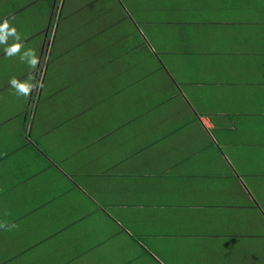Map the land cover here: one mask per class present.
<instances>
[{"label":"crops","instance_id":"obj_1","mask_svg":"<svg viewBox=\"0 0 264 264\" xmlns=\"http://www.w3.org/2000/svg\"><path fill=\"white\" fill-rule=\"evenodd\" d=\"M0 9L40 61L9 74L0 45V222L18 226L0 228V264L81 243L92 264H264V0ZM62 58L73 73L49 76ZM29 73L42 86L11 113L9 81Z\"/></svg>","mask_w":264,"mask_h":264},{"label":"rangeland","instance_id":"obj_2","mask_svg":"<svg viewBox=\"0 0 264 264\" xmlns=\"http://www.w3.org/2000/svg\"><path fill=\"white\" fill-rule=\"evenodd\" d=\"M1 10V9H0ZM81 20L80 16L77 18V20L75 22H72L70 24V27L67 29H63L62 28V32L59 33L58 35L62 38V45L64 46V48L68 45L69 40H68V31H74L77 32L78 29V21ZM94 31L98 34H105V28L101 25H96L94 27ZM22 38H24L25 40L22 41L24 44L25 49L27 48H32L33 45L30 43V41L27 38V35H21ZM29 37V36H28ZM23 51V49H22ZM45 54V52H44ZM75 56V55H74ZM6 59H9V61L7 63H13V67H9V74L10 73H18L21 71V64L22 62L20 61L18 56H13V57H6ZM52 65H55V62L52 63ZM12 70V71H11ZM73 73V64L70 62H64L63 58L59 59L54 67V69H52L50 71L49 76L56 78V77H65L67 78L65 75L68 74H72ZM92 87V79L88 80L86 83H79V84H73L71 85L70 89L71 91H75L78 88H81L82 91H79L78 95L80 96H84L87 97L89 95V93L92 91V89L90 88ZM8 101L10 103V111L11 113L16 112L19 113L20 109H21V101L19 99V96L15 94V90L13 88H11V90L9 91V96H8ZM4 114H6L7 116L9 115L7 112L4 111ZM10 116V115H9ZM123 115H119L114 119V124L113 125H117L121 119H122ZM172 120V117L170 116H161L158 117V122H164L165 125H167L168 123H170ZM253 123V119L251 121ZM110 125V124H109ZM194 128H192L193 130ZM191 130V131H192ZM190 131V132H191ZM130 134V136L133 138V134L134 131L128 132ZM36 136L35 132H34V137ZM135 146L131 149L132 151H134ZM53 151V146L50 145L48 147V153H51ZM77 236V235H76ZM67 242H68V236L66 238ZM60 245H63L62 243H60ZM89 246V243H81V247H80V254L77 257H69V253H68V246L67 245H63V249H62V253L64 254V257H60V258H55L53 259V257L51 258L50 256L48 257H44V262L45 264H92V256L89 257L88 253L83 254L84 251H87V248Z\"/></svg>","mask_w":264,"mask_h":264},{"label":"clouds","instance_id":"obj_3","mask_svg":"<svg viewBox=\"0 0 264 264\" xmlns=\"http://www.w3.org/2000/svg\"><path fill=\"white\" fill-rule=\"evenodd\" d=\"M10 39L12 40L11 43H9ZM0 45L6 46L4 52L7 57L19 56L20 61L26 63L30 69L35 70L37 68L40 61L35 50L31 48L25 49L21 34L15 26L10 24L8 19L0 22ZM9 84L15 90L16 95L24 96L25 98L34 89L42 86L40 82L35 81L32 73L28 74L26 80H18L16 77H12ZM16 227H18L16 224H9L7 221L0 222V228H4L5 230H11Z\"/></svg>","mask_w":264,"mask_h":264}]
</instances>
